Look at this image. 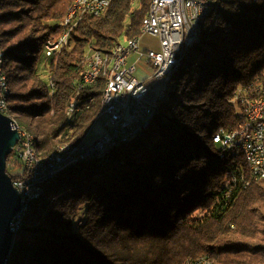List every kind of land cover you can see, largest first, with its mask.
<instances>
[{
	"label": "trees",
	"instance_id": "obj_1",
	"mask_svg": "<svg viewBox=\"0 0 264 264\" xmlns=\"http://www.w3.org/2000/svg\"><path fill=\"white\" fill-rule=\"evenodd\" d=\"M74 1L0 0L8 115L36 136L42 159L81 142L98 115L104 82L78 89L86 55L136 38L150 6L113 0L46 58ZM248 86L264 87V0H216L150 127L44 182L7 264H183L201 256L211 264H264V180L229 196L227 177L243 160L214 142L240 121L231 100ZM14 155L6 172L16 181L27 175ZM13 167L21 172L10 174Z\"/></svg>",
	"mask_w": 264,
	"mask_h": 264
},
{
	"label": "built area",
	"instance_id": "obj_2",
	"mask_svg": "<svg viewBox=\"0 0 264 264\" xmlns=\"http://www.w3.org/2000/svg\"><path fill=\"white\" fill-rule=\"evenodd\" d=\"M108 1L93 0L88 3L84 15L71 16V33L76 29L78 20H83L85 16H93L99 7H106L108 10ZM200 5L211 4H204V0H157V12L152 22L146 27V35L159 40V51H141L139 42H136L129 51L119 56L116 75L112 77V88L108 96L107 113L104 116L106 118L104 134L91 143L88 149H79L77 154H72L69 158H66L64 163L84 158L87 154L95 153L98 150H104V148L108 147L110 140H122L125 133L138 131L142 128L146 113L152 107V104L150 105L145 101L150 88L146 85V82L138 81L134 77L136 71L135 65L129 66L128 60L133 56L137 57L136 61L145 58L153 68V75L150 79L160 82L159 93H163L161 79L165 75V70L174 59V52H177L180 47L190 44L192 22ZM70 36L71 34L69 35V42ZM60 52L53 51L44 54L46 58H50ZM95 80V63L92 62L90 73L86 74L83 86L79 88L84 89L94 86ZM263 88L262 86L260 91H253V86H248L237 90L231 103L240 109L239 114L241 119L234 129H221L220 136L217 137V146L223 154L240 156L242 158L243 165L234 172H239L240 178L245 180V182L248 178V168L244 165V157H251L255 162H262V171L264 168V104H251V96H260L261 89ZM2 91L0 85V94ZM74 109L75 106H72V114ZM0 114L7 116L1 109V104ZM18 135L19 140L14 152L27 176L13 181V185L20 194L22 207L26 197H28V193L31 191L23 190V182L33 177H38V175L52 172V170L61 167L64 163H56L55 159L54 163L50 164V166L36 165L33 162V158L27 155V143H25L24 138L20 136L19 132ZM17 218L18 214L12 219L10 229L15 225Z\"/></svg>",
	"mask_w": 264,
	"mask_h": 264
},
{
	"label": "bare ground",
	"instance_id": "obj_3",
	"mask_svg": "<svg viewBox=\"0 0 264 264\" xmlns=\"http://www.w3.org/2000/svg\"><path fill=\"white\" fill-rule=\"evenodd\" d=\"M92 1L93 0H75L73 2L72 6L66 13L64 19L60 22V26L63 30L62 35L57 40L49 41L44 48V53L61 51V49H63L65 46L68 45L69 35L71 34V28H72V21H70V17L76 15H84L85 8H87L88 3ZM112 1L113 0L108 1V8L111 5ZM132 1L134 3V0ZM215 1L216 0H204V4H213ZM256 1H260V0H253V2ZM210 9H211V5L199 6L195 19L192 22L191 42L189 45L182 46L180 47V49H178L177 52H174V59L172 60L171 65L165 70V75L161 79V87L163 89V93H158V95L156 96V99L152 104L151 110H149L146 113L145 121L142 123V128H140V130L125 133L124 139L122 140L119 141L110 140V142L108 143V147L104 148V150H98L95 153L87 154V156H85L84 158L77 159L76 161L73 162L64 163L66 158H69L72 154H77L79 149L89 148L90 144L86 142V137L78 144H62L58 146L46 159H42L36 151V137L28 131L19 129V127L17 126V130L20 136L24 138L25 143H27V155L33 158V162L36 165L50 166V164L54 163L55 159H56V163H64V164H62L61 167L52 170V172L38 175V177H33L27 180L26 182H23V190H31V191L28 193V197H26L24 204H22V207H20L18 218L15 222V225H13V228L11 229V232L13 233V241L21 225L24 223L26 215L29 213L31 204L41 198L43 193L44 182L55 177L57 173H59V171H61L66 167L77 165L78 163L87 161L95 156L103 155L108 150L120 144L130 142L133 138L139 136L142 132H144L150 127L151 122L155 115V111L158 107V103L166 99L169 95V77L178 70L184 50L187 47L191 46L199 36L201 23L204 20V18L209 14ZM106 11H107L106 7H99L94 12L93 17H100L103 14H105ZM156 12H157V0H150L149 10L147 15L144 17V19L141 22L139 34L146 35V27L149 23L152 22ZM82 21L83 20L77 21V27L81 24ZM136 42H139L137 37L133 39L121 41L120 43L115 45L108 53L101 51H92L86 55L84 61V73L82 76V80L78 85V89L82 90V88L79 87L83 86V83L86 79V74L90 73V66L92 62L95 63V75H96L95 85L100 81L104 82V87L100 98V108L95 121L101 117H104L105 113H107L108 96L110 93V89L112 88V77L116 75V67L119 64V56L129 51L130 48L133 45H135ZM2 57L3 54L0 49V85L3 90L2 93L0 94V104L3 112L7 114L9 118H11L8 115L9 89L7 86L6 77L1 69ZM260 88H262V86H257L255 88L253 87V91H260ZM251 104H264V88L261 89L260 96H251ZM72 106H74V104H71L67 109L68 116L72 115ZM220 131L221 129L216 133L214 137V142L216 145H217V137L220 136ZM231 156L236 158V156L234 155ZM244 165L246 166V168H248L247 169L248 178L245 182V180H242L240 178L239 172H233L232 174H230L229 179L227 180L229 196L232 195L235 191H238L239 193L242 191H246L253 184L264 180V168L262 171V162H255L254 159H252L251 157H244ZM183 264H211V261L207 257L201 256L195 259H188Z\"/></svg>",
	"mask_w": 264,
	"mask_h": 264
},
{
	"label": "water",
	"instance_id": "obj_4",
	"mask_svg": "<svg viewBox=\"0 0 264 264\" xmlns=\"http://www.w3.org/2000/svg\"><path fill=\"white\" fill-rule=\"evenodd\" d=\"M18 140L15 121L0 114V264H7L10 257L13 246L10 224L21 207L20 194L6 172L7 159L14 152Z\"/></svg>",
	"mask_w": 264,
	"mask_h": 264
},
{
	"label": "rangeland",
	"instance_id": "obj_5",
	"mask_svg": "<svg viewBox=\"0 0 264 264\" xmlns=\"http://www.w3.org/2000/svg\"><path fill=\"white\" fill-rule=\"evenodd\" d=\"M138 1L139 0H135L134 7L138 4ZM137 39L139 40L141 51H147V50H151L154 52L159 51V40L157 38L139 34L137 36ZM136 60H137L136 56L131 57L128 60V65L129 66H131L133 64L135 65L136 71H135L134 77L138 81L146 82V85L150 88L149 93L145 97V101L151 105L154 103L155 98L159 93L160 82L150 79L153 75V68L147 62V60L145 58H143L139 61H136ZM45 61H46V58L42 57V59H41V63H42L41 74H43L44 76H47V68L43 67V63ZM14 118L16 119V117H14ZM105 121H106V118L101 117L94 122V124L92 125L91 129L89 130V132L86 136V141L88 144L95 142L99 137H101L104 134V131H105L104 123H105ZM14 160H17L16 155H14ZM9 172L12 175L19 174L21 172V168L20 167H13V168H11V170L9 169Z\"/></svg>",
	"mask_w": 264,
	"mask_h": 264
}]
</instances>
